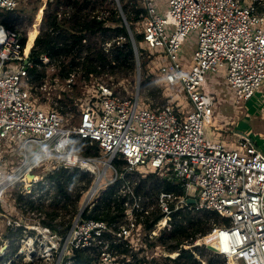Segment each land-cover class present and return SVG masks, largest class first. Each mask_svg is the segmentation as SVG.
<instances>
[{"label":"built area","instance_id":"obj_1","mask_svg":"<svg viewBox=\"0 0 264 264\" xmlns=\"http://www.w3.org/2000/svg\"><path fill=\"white\" fill-rule=\"evenodd\" d=\"M20 1L0 0V13L16 10ZM142 3L146 9L141 14L142 41L148 48L164 49L166 61L159 67L160 74L165 83L181 85L187 95L185 106L166 103L140 107L138 88L134 95L126 96L110 84L96 80L92 97L82 105L79 123L70 125L63 112L44 109L46 106L37 102L28 72L35 66L31 51L25 52L26 43L19 30L0 24V264H33L40 249V258L48 262L61 241L71 254L67 256L69 263L74 249L88 248L98 257L96 264H125L113 243L142 248L156 234V227L170 216L171 203H175V209L185 208L190 205L189 197L197 200V208L217 211L228 222L214 223L204 234L186 241L185 247H202L226 259V264H233V260L234 264H264V151L241 133L237 137L242 141L236 147L208 137L207 124L215 116L216 100L210 90L205 91L201 76L226 67L227 84L236 90L240 106L247 105L264 88V0L251 4H243V0H168L174 27L157 0ZM118 5L138 59V44L119 2ZM192 30L198 31L193 53L198 68L192 66L189 58L185 63L180 57L181 52L185 56L182 39L187 40ZM124 41V36L117 37L121 46ZM110 45L111 42L106 43L107 48ZM42 57L44 62L49 61L46 55ZM187 63L190 73L184 71ZM75 135L95 142L100 151L111 157L121 154L128 164L125 173L139 167L164 174L184 193L162 192L159 208L165 215L148 228V233H144V225L138 219L143 217L142 211L149 209L141 206L135 195L133 202L123 203L131 206L124 222L109 224L101 219L83 218V211L100 192V172L71 229L65 236L60 235L43 223V210L17 202L21 195L47 204L54 191L53 181L46 178L34 187L26 180L15 196L8 191L19 179L39 175L33 170L44 159L54 158V162L56 157L66 166L92 168L97 156L84 157L70 149ZM3 141H21L28 152L31 143L38 146L15 171L6 173L1 157ZM121 191L123 196L130 194L131 200L130 189ZM11 193L15 198L13 204L5 202L6 195ZM19 208L32 213L33 221L26 223ZM199 239L203 243H198ZM209 242H215L217 249H208ZM24 254L28 255L26 261Z\"/></svg>","mask_w":264,"mask_h":264},{"label":"trees","instance_id":"obj_2","mask_svg":"<svg viewBox=\"0 0 264 264\" xmlns=\"http://www.w3.org/2000/svg\"><path fill=\"white\" fill-rule=\"evenodd\" d=\"M57 1L56 8L45 14V23L38 36L30 34L26 47L29 51L34 41L31 56L35 66L28 71L29 80L34 88L46 82L48 70L52 66L56 68V74L61 79H68L78 72L86 80L105 75L121 80L134 75L137 69L134 46L115 0ZM120 2L138 44L144 36L143 32L138 31V25L142 21L141 14L145 13L146 9L140 0H120ZM103 4L108 7H105L108 15L106 17L92 15L97 6ZM14 11L0 13V24L14 27L12 24L14 17L11 16ZM21 34L25 44L27 37ZM120 35L125 37L122 46L117 42V37ZM107 42H111L109 48L106 47ZM42 55H46L49 61L44 62ZM149 80L150 75H147L142 80V87L149 94L157 92L160 88L156 85L152 87L155 83ZM60 101L58 107L63 113L71 110L68 108V101L62 99ZM70 149L85 156L96 155L100 151L95 142L77 135L73 137ZM120 156L122 155L118 154L114 159V165L118 171L117 180L102 192L92 207L85 208L81 217L101 219L109 224L124 222L126 209L123 202L127 197L126 195L118 197L117 194L121 191L123 184L129 182L127 179L129 174L124 172L126 161ZM48 179L54 182V191L47 204L41 203V200L37 202L35 199H24L21 195L17 199L32 209L43 210L46 215L42 220L43 223L65 236L80 210L78 203L82 192L92 185L95 177L89 171L77 166L58 165L48 174ZM134 189L142 194L141 196H148V198L155 197L161 191L173 192L176 195L184 193L179 185L165 175L158 176L157 172H151L142 177ZM190 206L200 215H193L184 208L175 209V203H171L172 211L169 218L171 228L162 231L159 243L165 245L170 252H179L175 258H169L173 264H222L218 255L214 254L207 259L206 263H202L193 252L181 247V244L186 241H192L207 232L214 223L228 222V219L222 217L217 211L197 208L196 204H190ZM142 212L143 217L140 216L138 222L143 223L145 230L165 215L162 210L157 209ZM145 243L148 248L158 245L156 241L149 238ZM113 244L117 255L123 256L125 264H148L147 255L139 257L142 248L134 249L131 244ZM70 259L73 264L98 262V257L94 256L88 248L74 249Z\"/></svg>","mask_w":264,"mask_h":264},{"label":"rangeland","instance_id":"obj_3","mask_svg":"<svg viewBox=\"0 0 264 264\" xmlns=\"http://www.w3.org/2000/svg\"><path fill=\"white\" fill-rule=\"evenodd\" d=\"M115 1L117 5L119 2L120 6H122L120 0H115ZM140 1L142 2V0ZM253 1L254 0H243V4L245 3L251 4ZM157 2L159 6H161V8L163 7V9L164 6L168 4V0H157ZM57 3H58L57 0H21L16 11L12 12L11 16L14 17V21L12 22L14 28H16L21 33L27 36V40L25 44L26 47L29 41L30 34L33 35L36 34V37L38 36V34L41 31L42 25L45 23V14L54 10V8H56L57 6ZM105 7L107 6L104 4L102 6L98 5L97 9L94 10L92 15H97L99 17H106L108 15V11H106ZM143 26H144L143 23L140 22L138 25V31L142 32ZM127 30L129 32L128 27ZM132 33L133 31L131 30V34ZM33 44L31 45L30 51L32 49ZM197 44H198V31L192 30V32L189 34L187 40L183 45L185 56H183L182 52L180 53V57L182 61L186 63L188 62L187 58L189 59L192 58L193 50L196 49ZM147 45L148 44L145 41L138 42V51L140 50V52H139V58L138 59L136 58L137 69L135 70L134 75H132L130 78L117 80L114 76L111 77L105 75L102 77H95L86 80L83 79L80 73L78 72L72 74L71 77L68 79H61L56 74L57 72L56 68L52 66L48 70V77L44 85L35 86L33 91L34 96L40 105L46 106L43 107L44 109L55 108L61 111L60 108L58 107V104L61 103L60 99H62L63 101H68L69 102L68 108H71V110H68L64 114L66 116L67 122L70 125H76L79 123L82 105L85 104V102L90 97H92V94L95 89L96 80L110 84L115 90L119 91L120 93L126 96L134 95L138 88L141 93L140 107L158 106V105H164L166 103L177 104L178 101H180L179 104L185 106L187 104V95L185 91L182 89L181 85L178 83H176L175 85H169L165 83L164 79L162 78V75L160 74L159 67L162 63L166 61V55L164 53V49L162 47L148 48ZM26 51L28 50L26 49ZM184 71L186 73H190V68L188 63L184 65ZM206 74H207V78L209 79L210 86L212 88L211 90H213L215 93L213 96L214 99L216 100L214 105L215 119H216L214 121L215 127H212L210 131V135H211L210 138L213 139L214 141L222 140L225 143H227L230 147H236L239 145V143L236 142V139L238 138L237 132L235 131L236 127L238 131L243 132L248 126L247 124L248 120L243 115V113L246 111L247 106L246 104L243 106L238 105L239 104L237 103L238 95L236 90L232 89L227 84L226 67H221L217 72L208 71L206 72ZM147 75H150L149 81L151 83H155L152 87H155L156 85L157 87L160 88L157 92L149 94L147 90H145L142 87V80L145 77H147ZM203 83L205 90L207 91L208 88L207 79H205ZM237 120H238V124L235 127V122ZM3 142H4V156L1 157H2V164L4 165L6 173H8L11 169L15 171L17 167L22 164V161L26 159L27 154L29 153V155L30 154L32 155L35 152L34 150L38 146V144L36 143H31L29 147L30 151L28 152L26 151V147L24 143L21 141L18 143L15 142L8 143L5 141ZM257 145L261 150L264 151V142L262 139H259V143ZM83 156L84 157L97 156L98 158V161H95L92 164L93 165L92 168L86 169L87 171H89L94 175L95 177L94 181L97 178V174H99L100 172L103 174L102 175L103 179L101 180L100 183V192L95 194L91 199V206L89 207H92L94 205V202H96V200L101 196L102 192L112 184V183L110 184V180L118 176V171L114 165V159L116 156L111 157V155L105 154L102 151H99L98 154L96 155H90V156L83 155ZM120 157L122 158V156ZM53 159L50 158L44 159L33 170V172L35 171L39 174L37 175V177L32 178L30 177V175H27L28 176L27 179H25L26 176L24 178L19 179L13 186L14 188L10 189L11 191L9 190L8 192H12L15 196L17 192L20 191L22 187H24L27 181H29L35 187L37 182H42L43 180L46 181V178H48V174L56 166L58 165L66 166L63 163V161H61L59 158L55 157L54 162ZM11 166L12 168H10ZM127 166L128 164L126 163L124 167L127 168ZM66 167H72V166H66ZM127 171L126 173L129 174V177L127 178L129 182L127 184L126 183L123 184L121 189L122 190L123 188L130 189L133 195L131 194V200H130L129 198L130 194H126L127 197L126 201L129 203L133 202L135 195L140 205L143 206L144 208H148L149 210H155V209L162 210L159 209V201L161 194L164 191L159 192V194L158 195L156 194L155 197L153 198L151 197L148 198V196L145 197L141 196L142 194L137 193V191L134 189L137 182H140L142 177H145L146 175L150 174L151 171L143 170L142 168L139 167H134ZM44 176L45 178H43ZM158 176L162 177L164 176V174L161 175L158 173ZM93 183L88 189L82 192L81 198L78 203L79 209L86 204V197L88 196L89 191L93 186ZM12 193L11 195L9 194L6 195L5 197L6 203H12V204L15 203V198L13 197ZM121 194L124 195L123 191L118 192L117 196L120 197ZM123 206L126 209V213H128V211L131 212V206H126V205ZM184 210L190 211V213L193 215H197V216L200 215V213H197L195 211L196 209L192 208L190 205L185 207ZM19 211L23 212L24 215L23 219L26 223L33 221V218L32 219L30 218V216H32V213L28 214V211L23 210V208H19ZM169 218L170 216H167V220H164L163 223H161V225L156 227L155 229L156 234H154L153 237L151 238V240L156 241L158 245L148 248L147 247L148 245L145 243L142 246L141 254L139 255V257H143L147 255L148 264L154 262H161L162 264H166V263L173 264L171 261H169V258H175L176 256H178L179 253L178 251L170 252L165 245H162L158 241L160 235L162 234V231L164 229L171 228ZM146 232L148 233L149 230L147 229L146 231H144V233ZM16 237L18 241H21V239L18 238V236ZM27 241H28V236H25L24 237L25 246H27ZM198 243H202V242L198 241ZM64 246H65L64 241H61L58 248H56L54 252V256L50 260H48V262H46V259L44 260L43 258H40V254L43 252V249H40L38 254L33 257L34 258L33 264H73V263H69V261L67 260L66 257L71 254L68 253V249H65ZM181 247L193 252L194 255L198 257L200 260H205V263L208 258L214 256V253H211L210 251H206L204 250V248L199 246L185 247V244L183 245L181 244ZM24 257L26 261V259H28V255L24 254ZM118 257L121 258L120 255ZM219 259H221V263L226 264V259H224L221 256H219Z\"/></svg>","mask_w":264,"mask_h":264},{"label":"crops","instance_id":"obj_4","mask_svg":"<svg viewBox=\"0 0 264 264\" xmlns=\"http://www.w3.org/2000/svg\"><path fill=\"white\" fill-rule=\"evenodd\" d=\"M166 7H167V5L164 6V9H163V7L161 8V6H160V8L164 11L166 10ZM196 48H197V46H196ZM194 51H195V49L193 50V53H194ZM192 56H193V54H192ZM190 61H192V58L190 59ZM205 76H206L207 83H208L207 89L210 90L211 93L214 95L215 93L213 90H211L212 88L210 86L209 79L207 78V74ZM178 103H180V101H178ZM246 106H247V108H246V111L243 113V115L248 120V122H247L248 126L243 132L238 131V129L236 127L238 124V120H237L235 122V127H236L235 131L237 132V134L241 133V134L249 136L257 144L259 143V139H262L264 142V88L261 91H259L253 98H251L247 102ZM212 120L213 121H211V123L208 124V126H207V132H208L209 138L211 137L210 131H211L212 127H215V123H214V121L216 120L215 116ZM241 141L242 140H239L238 138L236 139V142H238V143Z\"/></svg>","mask_w":264,"mask_h":264},{"label":"bare ground","instance_id":"obj_5","mask_svg":"<svg viewBox=\"0 0 264 264\" xmlns=\"http://www.w3.org/2000/svg\"><path fill=\"white\" fill-rule=\"evenodd\" d=\"M164 13L167 15V17L169 18V21L172 23V25H173V27H174V25H175V23L173 22V19H172V17H171V15H170V12H169V8H168V6L166 7V10L164 11ZM185 41H186V39H182V43H183V45H184V43H185ZM25 52L26 53H29L30 52V50L29 51H26V45H25ZM191 63H192V66L193 67H195V68H198V63H197V61H196V58L194 57V54H193V56H192V61H191ZM202 76V81L204 82L205 81V79H206V77L204 76V75H201ZM206 91V90H205ZM213 121V120H212ZM211 123V122H210ZM209 124V123H208ZM208 124H207V126H208ZM211 139V138H210ZM30 175V177H32V178H35V177H37V176H35V175H31V174H29ZM27 178H28V176H27ZM30 179V178H29ZM202 242L203 243V240L202 239H199V242ZM209 245L211 246V247H214L215 249H217V244L215 243V242H213V243H210L209 242ZM233 264H234V260H233Z\"/></svg>","mask_w":264,"mask_h":264},{"label":"water","instance_id":"obj_6","mask_svg":"<svg viewBox=\"0 0 264 264\" xmlns=\"http://www.w3.org/2000/svg\"><path fill=\"white\" fill-rule=\"evenodd\" d=\"M26 37H27V36H26ZM196 201H197V200H196L194 197H189V198L187 199V202H188L189 204H195ZM208 249L215 250V248H214V247H211L210 245L208 246Z\"/></svg>","mask_w":264,"mask_h":264}]
</instances>
